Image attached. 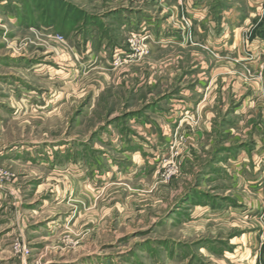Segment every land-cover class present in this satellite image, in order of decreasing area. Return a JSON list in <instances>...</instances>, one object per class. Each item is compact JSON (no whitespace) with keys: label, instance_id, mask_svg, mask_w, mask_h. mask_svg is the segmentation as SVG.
I'll return each instance as SVG.
<instances>
[{"label":"rangeland","instance_id":"374dc122","mask_svg":"<svg viewBox=\"0 0 264 264\" xmlns=\"http://www.w3.org/2000/svg\"><path fill=\"white\" fill-rule=\"evenodd\" d=\"M13 1L17 5H9L16 19L12 24L6 6H0V52L61 63L75 82L66 87L72 102L59 113L20 111L18 120L4 122L0 156L3 148L26 142L62 144L65 150L77 148L81 153L70 156L80 170L76 176L65 169L49 171L0 160V169L8 174L6 181L0 180V264H230L221 248L232 253L231 247L241 246L244 235L243 244L250 249L256 245V264H262L264 158L258 156L254 165L244 162L249 170L243 165L236 169L222 151L264 138V39L252 37L264 28V0H196L205 6L190 11L186 0ZM224 16L231 17L232 24L211 26L216 33L208 26L206 32L193 26L195 20L211 17L218 22ZM136 19L152 25L148 32L142 23L139 32L148 38L134 60L124 63L133 49L129 36L137 32ZM232 29L238 42L230 49L219 37ZM208 33L219 37L209 39ZM57 35L61 41L54 39ZM87 41L97 52L105 44L104 58L91 61ZM118 47L124 51L113 50L109 59L106 49ZM254 58L257 67L252 68ZM8 72L14 71H3ZM232 84L260 89L256 111L244 122L231 114L239 98L231 96ZM193 88H203L202 96L195 92L193 97L201 99L197 106L193 101L186 109L165 105L168 95ZM9 103L22 110L19 100ZM155 105H161L159 114ZM132 115L139 120L132 122ZM208 115L210 122L205 121ZM254 118L260 120L251 121ZM141 119L156 133L164 128V139L151 146L152 152L136 156L152 163L126 172L120 163L133 155L124 159L118 148L130 135L149 137ZM205 123L210 129L196 140ZM88 160H93V176L84 165ZM106 163H113L112 168ZM254 166L260 169L253 175ZM83 174L97 181L89 187ZM253 179L258 180L255 191L248 184ZM203 206L208 208L205 214L198 211Z\"/></svg>","mask_w":264,"mask_h":264},{"label":"crops","instance_id":"0c3cea01","mask_svg":"<svg viewBox=\"0 0 264 264\" xmlns=\"http://www.w3.org/2000/svg\"><path fill=\"white\" fill-rule=\"evenodd\" d=\"M186 1L188 3L187 9L189 11L192 8V6L193 7L197 6L198 8H200V5L203 7L205 6L203 5V3L197 2L200 0H197V1L195 0L196 4L193 2H190L189 0H186ZM14 4L15 3L13 0H8V1L4 0L0 2V6H3V5H4L3 7L6 6L7 10L5 13L7 15L8 21L11 24L12 22H14V20L16 21V19L11 16L12 14L9 12V5H14ZM253 4H256V2H253ZM20 15L22 16L23 14H20ZM230 18H227L224 16L218 22L216 19H213V18L211 19V17L203 18L202 20H197V21L195 20L193 22L194 23L193 26L198 24V26L202 28V31L206 32L207 26L209 28L211 26H214L215 28H217V25H219L220 27L221 26L224 27V25L228 27L229 24H232L231 21L229 20ZM126 21L127 23L128 22L131 23L128 18L126 19ZM143 22L145 24L144 26L146 27V29H149L148 32H150V28H151L150 26L152 25L151 22L143 21V20L139 21L137 19L133 24L135 25V29L133 31H139ZM211 30L213 31L214 29H211ZM231 31L233 32V34L232 32L231 33L228 32V33H225L226 34L225 36L223 37L218 36V37L220 38L219 41L221 43L225 42V44L228 45L230 49H233V45H235V43H237L238 40H237V36L235 34L234 29H232ZM212 33H216V32L213 31ZM208 34H209L208 35L209 39L215 40L218 38V37H215L214 35L211 36L210 33ZM174 38L177 41L179 39V37L177 36H174ZM165 39H169L171 41L173 40L169 36H166ZM225 39L227 40L224 41ZM256 43L260 44V42H257V41ZM260 46L264 48V44H260ZM166 47H169V46H166ZM104 48H105V44L102 45L100 50H98L97 52L95 51V47L94 46L92 47V44L89 43V41H87L86 43L87 52L86 53L90 54L87 57H89L91 61H93L95 57L104 58L103 56L104 54L102 53ZM162 48H165V46H162ZM116 49L120 50L121 52L124 51L122 50V48L120 49V47L113 48L112 50L106 49L109 51V59L112 58L113 50H116ZM251 50L253 51L252 53H255L256 55H258V51H254V46H252ZM0 51H4V48L0 47ZM120 51H117V52H120ZM250 63L252 65L251 66L252 68L257 67L256 65L255 66L253 65L256 63L255 58ZM5 69L14 71V72L3 73ZM15 72L17 73L22 72L23 75L20 76L19 74ZM34 81H37V82L41 81V83H45V85L43 86L35 85ZM74 82L75 80L73 78V73L61 63H58V62L48 63L43 60L33 61L29 58L16 57L13 55H7V54L0 52V127H2V124L4 122H7L8 119L13 120V121L18 120V118L24 112L28 113L26 115H42V116L54 115L55 112L59 113L62 106L67 105L68 103L72 102L71 101L72 94L71 93L68 94L66 92L67 90L66 87L69 86L68 89H70L72 87L71 85H73ZM201 85L205 86V83H202ZM231 87H232L231 96L237 95L239 97L238 101L237 102L235 101L234 103L235 107L232 109L231 114L234 117V119L235 118L236 120L240 119V122L242 121L244 122L245 119L243 118H245L251 112L256 111L255 110L256 103L254 102V99L259 97L260 91H262V93L264 94V78L261 81V90L257 89L256 91H250L248 89H243V87H241V84L240 85L232 84ZM239 89H243L244 90L243 93H241ZM195 92H197L198 94L202 96L203 88L202 89H199V88L184 89V90L178 91V93L176 94H170L165 99V105L166 104L171 105L172 109L174 110L175 109L178 110V108H183V107L186 109V108H190L191 106H193L192 104V101H193L195 105L197 106L201 102L200 101L201 99L199 98L198 101L197 99L193 100L194 99L193 97L196 96ZM13 98L20 101V104L22 105V110H19L18 108L11 106L9 101L10 99H13ZM4 101H7V103ZM160 106L155 105L152 107L154 109L155 114L156 113L159 114L158 110ZM260 107H262L263 109L262 113H264L263 101H261ZM163 110L160 109L161 116H164ZM20 111H21V114H20ZM173 113H176V112H173ZM132 116H133L132 122H134V120L135 121L139 120L138 118H136L137 115H132ZM173 117H175V115L171 114V118ZM164 118L167 120L168 117L165 116ZM257 118L259 117L257 116ZM142 119L140 121H142ZM169 119L170 118H168V120ZM210 120H211V116L210 115L206 116L205 121L210 122ZM259 120L260 119H255V118L253 120L251 119V121H255V122L256 121L258 122ZM247 121L250 122L249 120ZM141 123L143 124L144 122L142 121ZM167 123L172 124V120H169V122L167 121ZM238 124L239 123H237V121H233L234 127H239L237 126ZM207 125H209V123H205V126L202 129L204 133L203 132L198 133L195 136L196 140L201 138L203 135H205V133L208 132L210 128L206 127ZM144 128L145 129L143 130L145 131V134H147L146 136H149V137H146L142 140V138L139 137L137 134L130 135L124 138V141L122 142L121 147L118 148V151L120 152L119 154L124 156V159L133 155L131 156V159H130L131 162L129 161L127 163H122V162L120 163V165L122 166L121 168H125L124 171H126V169H131L135 167L136 169L140 167L138 169L140 171L142 170V167L146 165L147 161L152 163L151 160H147V159H144L142 162V160H140L136 156H138V154L145 155V154L152 152L151 146L157 145L161 140L164 139L163 138L165 135L164 128L161 129L162 133H158V132L156 133L155 130L151 131V125H150V128L148 125H145ZM262 130H264V127L262 128ZM259 139L260 140L262 139V142H263L262 145H259L260 143ZM259 139L254 138L252 143L247 144L244 147H241L240 149L239 147H231V146L223 149L224 151H222L223 152L222 155L225 156L224 160L228 162L229 164L234 165L233 167H235L236 169H239L240 167H242L241 165H243L244 169L249 170L248 165H245L244 162H249L250 164L252 163L254 165L256 164L257 160H259L258 156H260L261 158H264V138L260 137ZM167 140L169 141V139ZM64 147L65 146H62V144L46 146V145H40V143H37V142H26V143H20V144L14 143L9 147L3 148L1 156H0V160L10 161V162H19L20 164H23V165H26V164L31 165V166L33 165L42 170H49V171H58V170L65 169V170L71 171L76 176V174L79 173L80 170L77 167L78 166L77 161L75 159H72L70 156L71 155L77 156L81 152H79L77 148L76 149L67 148V150H65ZM68 155H69V158H67V160L64 159ZM106 164L108 168H110L113 165V163H106ZM84 165H86L87 168L89 167L90 170L88 171L91 172L90 176H93L94 175L92 173V170L94 167L93 160L85 161ZM259 169L260 168L257 166L252 167L253 175L255 171L258 172ZM221 174H225V172H222ZM84 176L86 175L83 174V177ZM93 181L95 182L97 180H94V177L86 176L85 183H87L89 187H91L90 183H93ZM99 181H102V182L104 181L103 173L101 174V178ZM257 182L258 180L256 181L254 179L251 182H248V184L251 185L252 191L258 190L257 187L255 186ZM256 206L257 205H255L254 207ZM30 207L33 208L32 206ZM207 209L208 208L206 206H203V207H199L198 211H201L205 214L207 213ZM246 239H247V235H244L241 239V246L237 245L235 246V248L231 247L232 253H230V251H228L226 248L225 250L221 248L222 255H224V257L228 259V262L230 264H256L258 263L257 259L259 258V256L256 251H253L256 245H253L251 247L252 249L251 250L249 248L250 246L249 244L248 245H246V243L243 244L244 241H246ZM231 244L233 245V243ZM227 255H232L233 259L230 260L227 257ZM262 264H264V256L262 258Z\"/></svg>","mask_w":264,"mask_h":264},{"label":"built area","instance_id":"2783aa9c","mask_svg":"<svg viewBox=\"0 0 264 264\" xmlns=\"http://www.w3.org/2000/svg\"><path fill=\"white\" fill-rule=\"evenodd\" d=\"M183 21L185 23H187L184 19H183ZM137 32H139V31H137ZM137 32L130 33L129 45L131 47H133V49L129 51L131 55L130 56L127 55V59L123 60L124 63H128V62H131L132 60H134L135 56L138 55L141 44L145 43L147 38H148L147 36H142V34H140V32L139 33H137ZM54 39L61 41L62 37H60V35H57L54 37ZM183 42H184V40H183ZM7 177H8V174L6 172H3L0 169V180L6 181ZM16 247H19L17 249H18L20 254H25V249L23 247H21L20 245H17Z\"/></svg>","mask_w":264,"mask_h":264},{"label":"trees","instance_id":"16d2710c","mask_svg":"<svg viewBox=\"0 0 264 264\" xmlns=\"http://www.w3.org/2000/svg\"><path fill=\"white\" fill-rule=\"evenodd\" d=\"M257 31L258 32H254L252 37H255V38H258V39H264V28H261L260 30H257Z\"/></svg>","mask_w":264,"mask_h":264}]
</instances>
